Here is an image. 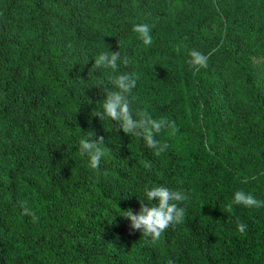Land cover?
<instances>
[{
  "label": "trees",
  "instance_id": "trees-1",
  "mask_svg": "<svg viewBox=\"0 0 264 264\" xmlns=\"http://www.w3.org/2000/svg\"><path fill=\"white\" fill-rule=\"evenodd\" d=\"M111 51L130 58L115 74H136L133 113L175 122L159 156L92 115ZM100 136L92 169L79 141ZM146 185L188 196L155 243L122 216ZM238 190L264 201V0H0V264H264V207L224 211Z\"/></svg>",
  "mask_w": 264,
  "mask_h": 264
},
{
  "label": "clouds",
  "instance_id": "clouds-1",
  "mask_svg": "<svg viewBox=\"0 0 264 264\" xmlns=\"http://www.w3.org/2000/svg\"><path fill=\"white\" fill-rule=\"evenodd\" d=\"M133 31L138 34V38L145 45H151L153 37L151 29L147 24H135ZM121 41H118L121 47ZM189 63L195 67H206L208 56L193 49L189 52ZM128 65L130 58H121L120 51L101 52L95 56L92 69L96 70H111L107 74L108 82L112 90L105 89L106 96L103 103L98 109L93 110L92 115L99 119H110L116 121L117 126L113 128L119 133L122 129L125 134L142 138L145 145L154 151V154L159 156L166 151L168 145L161 144L155 137L165 128L171 129L173 134L176 130L175 122L169 121L166 118L155 119L146 110H137L133 113L132 96L133 89L137 84L135 73H120L118 71L120 63ZM97 85H105L103 82ZM131 97V99H130ZM104 143V137L98 139L82 138L79 141L78 151L81 156H87L89 159V167L97 169L100 166L102 157L105 156V151L101 147ZM148 170H151L150 164H145ZM246 182V181H245ZM144 199L139 197L140 208L134 213L131 208L124 211L123 217L131 221V229L140 231L142 236L149 237L151 242L155 243L160 239L162 234L170 226H175L184 221L185 208L180 205L188 199V196L180 190H172L166 186H148L144 187ZM147 201V203H145ZM155 201V203H151ZM233 204L244 205L246 207H264V201L257 200L251 194L238 190L234 193L233 201L230 203L225 212L231 213ZM25 214L31 215L33 222L38 220V217L30 209H24ZM237 230L243 234L246 231V225L237 220ZM169 264H172L170 261Z\"/></svg>",
  "mask_w": 264,
  "mask_h": 264
},
{
  "label": "rangeland",
  "instance_id": "rangeland-1",
  "mask_svg": "<svg viewBox=\"0 0 264 264\" xmlns=\"http://www.w3.org/2000/svg\"><path fill=\"white\" fill-rule=\"evenodd\" d=\"M88 3V0H86ZM93 24L95 27H108L110 26V20L106 17V13L102 10H96L94 13Z\"/></svg>",
  "mask_w": 264,
  "mask_h": 264
}]
</instances>
